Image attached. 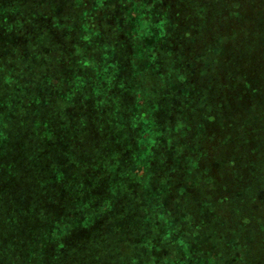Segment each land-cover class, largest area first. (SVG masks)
I'll return each mask as SVG.
<instances>
[{
  "label": "trees",
  "instance_id": "trees-1",
  "mask_svg": "<svg viewBox=\"0 0 264 264\" xmlns=\"http://www.w3.org/2000/svg\"><path fill=\"white\" fill-rule=\"evenodd\" d=\"M43 233L40 264H264V0H0V264Z\"/></svg>",
  "mask_w": 264,
  "mask_h": 264
},
{
  "label": "rangeland",
  "instance_id": "rangeland-1",
  "mask_svg": "<svg viewBox=\"0 0 264 264\" xmlns=\"http://www.w3.org/2000/svg\"><path fill=\"white\" fill-rule=\"evenodd\" d=\"M147 186H145L143 188V194L147 195ZM67 223H63V224H59V228H57V226H54L52 229L50 228L49 231L47 230V232L51 233L50 235V239L53 241L55 240L56 236L59 234H62L64 232L65 229V225H67ZM58 225V224H57ZM67 230V229H66ZM45 234L43 233L35 242V244L30 248L28 254H26L27 259L30 260H34L33 264H40V262H42V257H43V253H44V248H43V244L48 243L49 237L44 236ZM24 260V259H23ZM26 260V259H25Z\"/></svg>",
  "mask_w": 264,
  "mask_h": 264
}]
</instances>
